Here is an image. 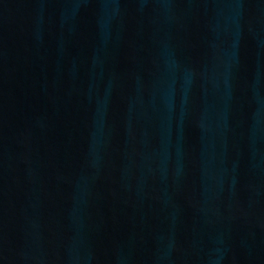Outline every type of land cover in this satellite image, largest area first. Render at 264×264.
I'll use <instances>...</instances> for the list:
<instances>
[{"label":"water","instance_id":"water-1","mask_svg":"<svg viewBox=\"0 0 264 264\" xmlns=\"http://www.w3.org/2000/svg\"><path fill=\"white\" fill-rule=\"evenodd\" d=\"M0 264H264V0H0Z\"/></svg>","mask_w":264,"mask_h":264}]
</instances>
